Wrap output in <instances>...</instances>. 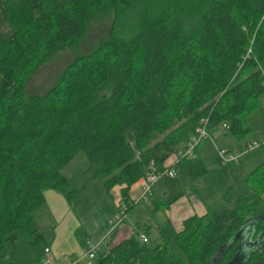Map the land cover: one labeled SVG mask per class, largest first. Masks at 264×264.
<instances>
[{"label":"trees","instance_id":"16d2710c","mask_svg":"<svg viewBox=\"0 0 264 264\" xmlns=\"http://www.w3.org/2000/svg\"><path fill=\"white\" fill-rule=\"evenodd\" d=\"M111 12L133 13L129 39L102 40L49 91L28 90L57 49L78 46ZM263 18L264 0H0V264H20L9 255L19 235L49 247L35 218L46 190L72 202L100 179L108 193L122 186L120 208H131V186L185 150L204 117L213 137L231 135L247 151L264 93ZM201 143L183 160L193 181L209 172ZM79 152L88 165L73 181L63 168ZM248 182L252 190L186 219L172 239L133 234L96 264H228L238 253L264 264V162Z\"/></svg>","mask_w":264,"mask_h":264},{"label":"rangeland","instance_id":"374dc122","mask_svg":"<svg viewBox=\"0 0 264 264\" xmlns=\"http://www.w3.org/2000/svg\"><path fill=\"white\" fill-rule=\"evenodd\" d=\"M137 8L138 7L135 6L130 11L135 12ZM132 15L133 13L127 15L130 19L127 17L118 20L114 12H111L93 19L80 44L74 48L61 47L57 49L30 79L28 90L32 93H46L49 91L59 81L64 69L70 65L76 57L91 54L102 40L109 39L113 36L129 39L134 32L132 31L131 25L134 20H131ZM260 111L261 108L253 114L252 118L256 119L254 123L256 133L257 136L260 137L259 141L263 142L264 115ZM223 137L224 139H220L219 141L205 140L203 144H200V146L203 145L210 153V157L206 159L209 172L194 183L210 203H216L215 206L223 203H233L243 192H248L253 189L252 184L248 182V175L242 158L237 165L222 164L219 160L218 147L223 145L228 146V144L235 140L231 135ZM87 165L88 159L85 153L79 152L71 163L63 168V173L71 180L76 181ZM100 181L102 180L99 179L98 182L94 184L98 187H94V185V188L91 187L94 192V197L92 198L94 202L88 198L89 193L87 190L90 189V187L87 186L88 189H85L83 196H77L78 199H76V197L72 202L60 192L65 198L64 201L66 200L65 204L63 203L60 205L54 203L50 208V206L45 203L37 208L35 211V218L49 245L52 243L54 235H57L59 239L57 242L60 244L61 248L67 252H71L72 247L81 249V242L77 233L79 228H82L86 233H90L89 230L95 229L93 233L98 237L99 232L102 231L101 227L104 228L105 226L106 228L112 226L113 231V229L119 226L120 211L114 214V201L110 196H105V190L100 184ZM192 182L193 181H191L188 175L180 170L174 177H162L156 183L154 191L156 195L158 194L159 196L162 195L165 190L168 191L170 197H167V200H169L170 198L172 199L175 196L187 192L191 188ZM162 188L165 190L161 191ZM150 199L147 200V203H149L152 208ZM130 215L134 217L136 230H138V227L140 228V226H142L138 232L144 231V226L147 225L145 221H149V211L146 203L137 206L136 209L129 213V216ZM107 216H112L115 225H111L110 223L109 226L108 222L110 219H108ZM151 244L156 245L154 242ZM44 249L45 243L31 245L26 238L19 235L15 243L9 245V255L17 259L20 264H37V256L44 254ZM103 249L104 247H100L98 253ZM67 257H71V255Z\"/></svg>","mask_w":264,"mask_h":264},{"label":"crops","instance_id":"0c3cea01","mask_svg":"<svg viewBox=\"0 0 264 264\" xmlns=\"http://www.w3.org/2000/svg\"><path fill=\"white\" fill-rule=\"evenodd\" d=\"M260 108H261L260 112L264 115V93L260 97ZM253 114L249 117V121L253 127V132L251 134L252 136H249V142L259 141L260 138L257 136L256 133V129L254 125L256 119L252 118ZM215 135L216 136L214 137L215 138L214 140L216 141H219L220 139H224L223 136H226L223 135V133H217ZM235 140L230 144H228V146L223 145V146H219L218 148H228L230 150L233 149L231 151L239 155V161L237 163H230V164L237 165L242 158L245 163L247 175H249L250 172L254 171L261 163L264 162V141L263 142L260 141L261 143L260 146L254 150H251L252 152L245 150L243 153H240L241 151L240 146L238 145V141ZM242 143L243 142H241L240 144ZM244 144L245 143H243V145ZM197 153H198V157H200V159H202L206 165V159L210 157V153L207 151L206 148L203 147V145L200 146V148H198ZM174 160L175 157L173 155L165 163V166H172ZM183 162L184 161L177 164V173L178 171L182 170L190 178ZM201 178L195 181H193L190 178L191 181H193L191 183L192 189L190 188L184 194L175 196L174 198L172 199L170 198L169 200H167V197H170L168 191L162 188L161 191L163 190L165 191L163 192L162 195L159 196L158 194L156 195V192L154 191L153 188V194L150 197L151 199L149 198L152 202V208L150 207L149 203H147L148 202L147 200L141 199V194H142L141 184L139 182L133 184L131 186L130 195H129L131 208L127 213L126 219L121 224H119L118 227L113 229V231H112V226L106 228L104 226V228L101 227L102 231L99 232L98 237H96V234L93 233L95 229L89 230L90 233L85 232V237L87 238L88 241H92L98 244L99 246L98 248L104 247L102 251L107 250L109 247L114 246L115 244L131 237L134 234V232H138V230L141 229L142 226H140V228L138 227V230H136L137 228L135 226L136 224H134L135 223L134 217L131 215L129 216V213H131L134 209H136L137 206L146 203L149 211V219H148L149 221L147 220L145 221L147 225L144 226L145 230L142 232L146 233L149 236V243L154 242L157 245L160 244L164 240V238L172 239L179 231L183 230L186 219L196 215L198 216L204 215L207 213L209 206L216 204V203H210L209 200L205 197V195L202 192H200V190L196 187V185H194V183L196 181H199ZM98 180L99 179L95 180L90 185H88L90 189L86 188V190L88 189L87 192L89 193L88 198H90L93 202L94 200L92 198L94 197L93 196L94 192L92 191L91 187L92 188L96 187L97 185L94 184H96ZM100 184L103 186L105 190L103 181H100ZM121 189L122 186H116L111 190L110 193H108L105 190V196L106 195L110 196V198L114 201V208H115L114 214H117L121 210L119 205L122 198ZM83 192L80 194V196H83ZM64 199H65L64 196L59 191L54 189H48L45 192V202L43 204L46 203L51 208V205L54 203L60 205H62L63 203L65 204L66 200L64 201ZM76 199H78V197ZM161 205H166V206H161ZM107 218L110 219L108 222L110 226L111 220L113 221L114 219L112 218V216H107ZM58 240H59L58 236L54 235L52 243L50 245L48 244L49 247L51 248L52 254L56 259L55 264H70V260H69L70 257L67 256L71 255V257H75V256H82L84 254V246L81 245V249L72 247L71 252H67L63 248H61L60 244L57 242ZM44 257H45L44 254L37 256V264Z\"/></svg>","mask_w":264,"mask_h":264},{"label":"built area","instance_id":"2783aa9c","mask_svg":"<svg viewBox=\"0 0 264 264\" xmlns=\"http://www.w3.org/2000/svg\"><path fill=\"white\" fill-rule=\"evenodd\" d=\"M6 1V0H2ZM264 19V18H263ZM249 50V54L251 53ZM226 127V125H225ZM215 138L210 133V118L204 117L201 120L200 126L197 127L194 135L191 137L188 143V147L185 150H181L174 154L175 160L172 166H165L163 170L158 169L153 163L150 165L149 171L144 177H142L138 182L142 186L141 199L148 200L153 194V188L155 184L164 176L174 177L177 174V164L181 163L185 159L194 158L196 156V147L203 140H214ZM260 141H254L248 147L247 151L254 150L260 146ZM219 160L222 164L237 163L239 161V155L231 152L228 148H219ZM131 204V202H130ZM130 205L123 204L120 210V219L118 224H121L127 217ZM111 225L115 223L111 220ZM138 235L139 240L142 243L149 242V236L144 232H134ZM98 244L87 241L84 246V254L82 256L70 257V264H96L98 256ZM44 258L38 264H55L56 259L52 254L51 248L46 247L44 249Z\"/></svg>","mask_w":264,"mask_h":264},{"label":"water","instance_id":"95a60500","mask_svg":"<svg viewBox=\"0 0 264 264\" xmlns=\"http://www.w3.org/2000/svg\"><path fill=\"white\" fill-rule=\"evenodd\" d=\"M239 234V233H238ZM251 245L256 244L257 242H250ZM244 255H240V253L237 254V256L228 264H242V260H243Z\"/></svg>","mask_w":264,"mask_h":264}]
</instances>
